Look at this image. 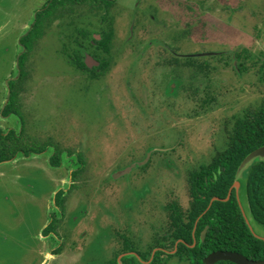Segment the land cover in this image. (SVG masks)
I'll return each instance as SVG.
<instances>
[{
  "label": "rangeland",
  "instance_id": "rangeland-1",
  "mask_svg": "<svg viewBox=\"0 0 264 264\" xmlns=\"http://www.w3.org/2000/svg\"><path fill=\"white\" fill-rule=\"evenodd\" d=\"M10 1L14 11L0 25V46L10 47L0 51V127H12L22 135L27 150L45 151L21 152L0 163V264H31L32 258L40 263L36 251L44 243L42 232L61 215L59 191H70L74 206L78 203L75 217L87 204L92 207L88 226L78 223L79 230L88 233L81 264H121L120 255L127 249L146 254L166 228L164 205L172 201L189 205L186 170L209 164L225 150L227 123L264 98V0H119L110 12L116 26L113 64L109 75L99 80L76 76L61 54L72 15L80 14L69 8L59 16L65 32L59 37L57 25L48 27L29 55L26 75H19L20 38L44 17L38 11L46 5L55 8L56 3ZM152 41H167L189 54L238 49L247 69L238 71L231 52L222 54V60L219 52L202 55L197 61L214 67L210 75L200 71L199 79L193 80L190 69L184 88L172 91L173 70L154 68L156 57L150 61L151 54L167 50L164 44L150 45ZM21 76L20 82L25 79L17 86L21 111L4 117L7 80ZM10 87L13 93L15 88ZM199 103L204 107L197 108ZM56 149L63 151L60 166L51 162ZM78 158L86 165L70 190L72 171L83 168L81 161L74 164ZM149 159L146 166L139 164ZM174 164H187L185 172L174 169L179 168ZM253 225L264 231L263 225ZM54 242L60 241L55 237L50 244ZM164 256L158 264H191L178 255Z\"/></svg>",
  "mask_w": 264,
  "mask_h": 264
},
{
  "label": "flooded vegetation",
  "instance_id": "flooded-vegetation-1",
  "mask_svg": "<svg viewBox=\"0 0 264 264\" xmlns=\"http://www.w3.org/2000/svg\"><path fill=\"white\" fill-rule=\"evenodd\" d=\"M99 2H102L104 4L105 9L101 8V5L99 4ZM118 2H119V0H70L69 6H68L69 11L72 12L73 14L77 13V11H78V12H80V14H79L78 18H75V16L72 15V19L70 21L71 23H69V25H68L70 31L67 28L68 31L66 32L68 42H66V44L64 45L65 48L63 47L64 49L61 51V54L65 57H67L68 62H70L74 66L73 69L75 70L76 76L85 75L84 78H88L90 80H99V79H101L103 77L105 78V76L109 75L108 73H109V71L112 67V64H113V61H112V45H113L114 39H116V36H115V34H116L115 33V30H116L115 27L116 26H114L115 18L112 16L113 14L110 15V12H112V10L113 11L115 10V7L118 5ZM171 2H173V1H171ZM13 6L14 5L11 3L10 0H0V25H5L7 23V22H5L6 17H7L6 14L14 11ZM46 6L43 9H41L40 11H38V13H37L38 16H39L40 12L41 13L44 12V10L46 9ZM86 6H88V7H86ZM174 7H175V5H174ZM81 8H83V10H84L83 12L81 11ZM116 11H118V9ZM115 14H117V16H118V12H115ZM99 17H100V19H99ZM155 19H156V15L154 16V18L152 20L155 21ZM37 20H38V18H37ZM54 25L58 26V30L55 29L57 35H60L63 32H65L62 30L63 27H61V20H60L59 16H55L53 19L52 18L46 19L45 16L41 18L40 32H39L37 38L34 39V41H33L34 43H33V50L32 51H34L35 43L37 41L41 42L43 40V38L46 36V29L48 27H50V26L52 27ZM134 28H135V26H134ZM28 30L29 29H27L26 32L20 38L21 42H22V38L26 35ZM132 33L134 34V30ZM111 34H112L111 46H105L103 42L106 40L109 41L108 37ZM131 36L128 39V41H130V39L132 38ZM59 37H61V35ZM20 44L22 46V49H24L22 44H24V46L26 47V51L24 53H22L23 52L22 51L21 52L22 54L21 53L19 54L22 56L23 54H25L29 51V47L24 42H22ZM149 44L150 45L151 44H153V45L154 44H156V45L164 44V49L167 50L164 53L157 52L156 54L154 53L155 55L151 54L150 56H152L151 57L152 59H150V61H152L153 58L156 57L157 63L154 64L155 65V66H153L154 68H156V67L157 68H164L166 66L167 69L173 70V73L175 75L171 74V79H172V83H173L172 91H176L179 88H184L183 85H184V81L186 79L185 76L188 75L187 72L188 71L190 72V69L194 71L191 75V78L193 80L199 79L198 75H200L199 74L200 71H203L205 76L210 75L209 73L211 71V68H214V67H211L210 63L207 62L206 60L198 63L197 59H199L200 56L216 54L217 52H219L220 54L217 56L222 60L223 59L221 56L222 54H224L225 52H231L232 53V51H223L222 53L220 51H217V52H209V53L206 52L205 54H202V55H200L201 53L200 54L199 53L189 54V53L180 52L179 49L177 47H175V45H171L167 41H158L156 43H154L152 41V42H149ZM9 48L10 47L8 44L6 46L5 45L0 46V51L3 50L4 52H7V51H9ZM0 56H3V55L0 53ZM21 56H20V58H21ZM118 56H119L120 60L123 59V57H122L123 54L120 55V53H118ZM232 57H233V60L237 61L235 54L232 53L231 58ZM183 58H186L187 60L185 61ZM228 58H230V57H228ZM79 60H83L85 62V64L87 65L88 69L83 70L82 68H80V61ZM163 60H165V61H163ZM148 61H149V59H148ZM227 61L224 62L225 65L227 64ZM150 66H151V63H149L148 66L146 65V67H150ZM235 67H237V64ZM177 70H179V71H177ZM189 76H190V74H189ZM8 80H10V85H11V82L20 81V78L14 79L13 77H10V79H8ZM200 80L204 84L205 79L203 77H201ZM23 81H21V82H23ZM21 82H19V84ZM174 85H177L176 88H173ZM198 88H200V87L195 88L196 92L199 91ZM16 89L18 92V87H16ZM11 96H12V92H11ZM11 96H10V100H11ZM7 98H8V96H7ZM7 98H6V101L3 105V116L8 117L11 114H19V112L21 110L18 109V102H17V105L15 106V111L13 110L11 112H7V113L5 112L7 105L10 103V100H9L8 103L6 104ZM211 99L213 100L215 98L212 97ZM205 100H208V99H204L203 100L204 103H205ZM204 105L205 104H202L200 106V103H199L196 107L202 108V107H204ZM194 107H195V105H194ZM166 108L168 110V107H166ZM171 108H173V107L171 106ZM173 110L175 111V109H172V111ZM172 111H171V115L173 116L174 113ZM0 129L5 131V133H8L9 131L14 130L12 127H9L6 130L2 129V127H0ZM14 132L17 133L19 138H22V135H19L16 130H14ZM31 149L34 150L33 148H31ZM35 150H40V149H35ZM21 152H23V151L18 152V154ZM31 152H33V151H30L29 153H31ZM56 152H60V154H62L63 151L60 149H56L55 154H56ZM23 153H25V152H23ZM40 153H42V152H40ZM25 154H27V153H25ZM53 156L51 157V159L53 158ZM78 160L79 161L75 162L74 164H76V163L79 164V162L81 161V164L83 163L82 164L83 168L78 167L77 170L72 171V180H71V182L67 181L69 183V185L71 186L70 190H72V188L74 189L75 184H77V182H78V179H77L78 173L85 169L86 162L84 161V159L82 160L81 158H78ZM8 161H10V160H8ZM61 161H62V159H61ZM61 161H60V163H56L54 166H60L62 164ZM149 161H150V159L147 160V162H145L143 164L142 163H139V164L146 166V164H149L148 163ZM5 162H7V161H2L0 163H5ZM176 165H178L179 168H176L177 167ZM176 165H175L176 167L174 169L179 170V171H183L184 170L183 168L187 167V164H182L181 166L179 164H176ZM172 166L173 165H169L170 168ZM204 167L214 168V169L217 168V170L226 168L225 166H221V165L212 166V165L206 164V165L198 166V167H196V169H192L191 171H189V169H187L186 170L187 173L184 170V172H185V176H184L185 182L184 183L186 185V189H187L186 192H187L188 197H189V200H188L189 205L187 207H184L181 204H179V202H177V201L176 202L172 201L169 204L168 203L165 204L164 208L166 211H164L165 212L164 223H165L166 228L165 229L163 228L162 232L160 233L159 240L155 241V244L153 245V248H152V255H151L150 260H142L141 255H140L141 252L135 251L134 249H127V250L123 251L122 254L120 255L121 264H125L123 261V258L127 257V256H129V257L135 256L138 259H140L141 261H143L144 264H150L152 262L153 252L155 249H157L156 252L163 251L165 254L175 255V253L177 251L176 252H173V251L175 249L178 250L180 243H184L183 242L184 239L179 238L178 240L175 241L176 243H175L174 248L172 247L173 236L177 230V229H175V227L176 228L181 227L180 229L183 230V232L188 230V225L190 223L191 215H192L191 209H193V204L195 202L193 199V194H192L193 193L192 180H191L192 176H197V178L199 179L201 177L217 176L218 174L221 173V172L205 173V170H203ZM172 169L173 168H171V170ZM145 171H147V170H145ZM188 171H189V173H188ZM74 172H77V174L74 175ZM241 177H242V175L239 176L237 173L236 180L232 183L230 190H229V193H228V196L231 193V195L229 197V198H231L233 193L236 194V197L238 198L242 209L244 208L243 214H244V216L246 215L245 219L249 225L250 231L252 232V234L256 238L264 241V231L258 232L257 230H255V226L253 225V222H257L263 226H264V223H261L258 220H256V218L253 216V214L251 212L247 211L249 209L245 206V202H246L247 206H248V202L244 198L245 196L243 193V185H242V182L240 181ZM236 181L240 182V187L238 189L235 187ZM62 182L64 184H67V182L63 181V179H62ZM199 186H201V185H199ZM199 193L203 194L204 189L201 188L199 190ZM60 194H61V199L59 201L57 199V207H59V209L61 210V215L58 216L55 220H53L50 224H48L42 232L43 237L41 239L44 241V243L43 244L41 243L42 247H39L38 251H36L37 256H38L36 258L38 260L41 259L39 264H81L82 261L84 260V257H85L86 250L84 247H86L88 245V244L85 245V241L88 238V233L86 231L87 229L80 231L78 223L83 222L86 226H88V224L86 222H88V220L92 219V217H93V215H92L93 213H91L92 212L91 211V208H92L91 204L89 203L86 205L85 210L81 216L75 217L74 212L77 209H79V207H77L78 203H77L76 207L74 206L76 201H74L75 199H72L73 196L71 195V192L70 191H66V192L59 191L57 194L58 197ZM217 197L218 196L212 197V199L210 201V205L212 204V200L214 198H217ZM216 200H218V199H216ZM174 209H178L177 211L180 210V212H174ZM206 213H207V211H204L203 213L199 214L196 217V221H195L194 227L192 229V233H193V237H194L193 243H187L186 245L188 247H205L203 245V243L206 242L207 236H208L212 226L216 227V225H221L222 217L225 216V214H222L219 212H213V213L207 214V219L206 218L204 219V216L206 215ZM180 229H178V230H180ZM84 231H85V233H84ZM205 231H206V234H205V237H203V234ZM178 232H180V231H178ZM53 237L54 238L57 237L59 239V241H60L59 244L58 243L56 244L55 242L53 244H50L51 242H53V239H54ZM249 247H264V242L262 244H259V243L257 244V242H254ZM74 250H81L82 251V253L80 255H78V258H76L75 256L72 257ZM218 250H229V249H218ZM233 251H237V250H233ZM164 257H165L164 254H163V256L161 255V259H165ZM205 257H204V259H205ZM179 258L182 259L180 256H179ZM204 259H203V262H204ZM252 259H255V258H252ZM182 260H184V259H182ZM35 263L36 262L32 258L31 264H35ZM133 264H136V263H133Z\"/></svg>",
  "mask_w": 264,
  "mask_h": 264
},
{
  "label": "trees",
  "instance_id": "trees-1",
  "mask_svg": "<svg viewBox=\"0 0 264 264\" xmlns=\"http://www.w3.org/2000/svg\"><path fill=\"white\" fill-rule=\"evenodd\" d=\"M70 0H55V8L49 6L43 13L46 19L54 18L55 16H63L67 13ZM41 18L38 20L35 26L32 28L28 35L22 38L28 47L29 51L23 54L20 58V66L22 69V76L27 73L26 62L29 58L30 53L33 50V41L37 38L40 32ZM109 41H104L105 46H111L112 34L108 37ZM245 53L247 52V49ZM235 54L237 68L240 73H244L247 69L246 63L243 61L244 55L242 51H232ZM248 58V57H247ZM246 59V58H245ZM80 61V68L83 70L88 69L87 65L83 60ZM230 62L227 61L226 65ZM22 76L20 80L22 79ZM20 81L11 82L12 88L14 87L10 103L7 105L5 112L15 111V106L18 102L17 85ZM22 138H19L14 130L5 133L0 129V162L8 161L23 151L25 153L43 152L45 148L40 150L26 149L22 143ZM264 145V98L262 102L253 108L247 109L245 113L234 118L233 122H228L226 125V148L225 150L218 152L214 156L209 165L212 166H225V169L208 168L204 167L205 173H218L217 176H208L197 178L192 176V189H193V209H191V220L188 225V230L184 231L180 228H176V232L173 236L172 247L175 246V241L179 238L184 239V243H180L175 255L180 256L182 259L191 261V264H205L203 259L206 255L212 251L218 249H229L237 250L250 258L263 259L264 258V247H249L252 243L262 244L264 241L256 238L249 229V225L243 214V209L240 205L236 194L233 193L232 197L228 200H224L228 196L232 183L236 180L238 168L244 158L254 149ZM61 154H56L51 159L53 165L60 163ZM77 172H74V175ZM240 181L243 185L244 198L248 202L247 210L251 212L253 216L261 223H264V160L257 159L250 166H248L243 173ZM200 183V184H199ZM201 185V186H199ZM204 189V193L200 194L199 190ZM218 196L219 200H215L210 205L212 197ZM210 205V206H209ZM209 207V208H208ZM178 209H174V212ZM207 211L204 219H207V214L213 212H219L225 214L222 217L221 225L211 228L207 240L203 245L205 247H188L187 243H193L192 229L194 227L196 217ZM203 221V220H202ZM180 229V230H178ZM180 231V232H178ZM165 254L163 251L155 253L152 262L150 264H158L161 255ZM142 260H150L152 255V249L146 254L140 253ZM123 261L125 264H144L143 261L137 257H124ZM160 264V263H159ZM215 264H236L231 261H219Z\"/></svg>",
  "mask_w": 264,
  "mask_h": 264
},
{
  "label": "water",
  "instance_id": "water-1",
  "mask_svg": "<svg viewBox=\"0 0 264 264\" xmlns=\"http://www.w3.org/2000/svg\"><path fill=\"white\" fill-rule=\"evenodd\" d=\"M32 28H33L32 26L29 28L26 35L30 33ZM20 43H22L21 40H20ZM22 45L24 47L22 53H24L26 51V47L24 46V44H22ZM20 56L21 55H19V57L17 59V67L19 70V75H21L20 74L21 73V71H20ZM14 79H17V78H14ZM7 85H8L9 92H8V98H7L6 104L10 100V96H11L10 80H7ZM257 159L264 160V145L254 149L244 158V160L241 162V164L239 166L238 175L240 176L243 173V171ZM145 162H147V160L142 162V164ZM235 187L237 189L240 187L239 181H236ZM230 195H231V193L229 194V196L227 198H224V200H228ZM216 199L219 200L220 198L219 197L214 198L212 200V202ZM243 211H244V208H243ZM205 234H206V231L204 232L203 237H205ZM156 251H157V249L154 250L153 257L155 255ZM176 251H177V249H175L173 252H176ZM227 260L234 262L236 264H264V259H252V258H249L248 256H246L245 254L239 252V251H233V250H216V251H213L205 257L204 262L206 264H215L219 261H227Z\"/></svg>",
  "mask_w": 264,
  "mask_h": 264
},
{
  "label": "crops",
  "instance_id": "crops-1",
  "mask_svg": "<svg viewBox=\"0 0 264 264\" xmlns=\"http://www.w3.org/2000/svg\"><path fill=\"white\" fill-rule=\"evenodd\" d=\"M73 252L74 253H73L72 257L75 256L76 258H78V255H80L82 253L81 250H74Z\"/></svg>",
  "mask_w": 264,
  "mask_h": 264
}]
</instances>
